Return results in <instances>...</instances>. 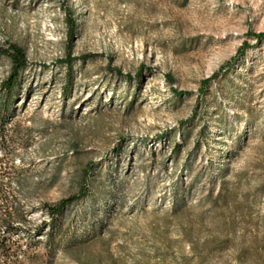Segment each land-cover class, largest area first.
I'll use <instances>...</instances> for the list:
<instances>
[{
    "label": "rangeland",
    "instance_id": "rangeland-1",
    "mask_svg": "<svg viewBox=\"0 0 264 264\" xmlns=\"http://www.w3.org/2000/svg\"><path fill=\"white\" fill-rule=\"evenodd\" d=\"M261 33L264 0H0V91L2 51L28 63L0 150L12 264H201L211 237L203 264H264ZM222 186L241 205L214 222Z\"/></svg>",
    "mask_w": 264,
    "mask_h": 264
},
{
    "label": "trees",
    "instance_id": "trees-1",
    "mask_svg": "<svg viewBox=\"0 0 264 264\" xmlns=\"http://www.w3.org/2000/svg\"><path fill=\"white\" fill-rule=\"evenodd\" d=\"M67 24L69 44L71 45L76 34L77 25L70 15ZM257 39L260 41L263 40L264 33L258 34ZM2 53L9 60L10 71L7 78L2 82L0 91V150L6 148L7 140L5 138V129L7 127V122L13 113L14 102L17 96V90L20 87L21 76L28 69V63L25 59L23 51L20 48L10 45L9 48L2 51ZM71 61V57H69V59L64 61L62 64H64L67 68H70ZM71 78L72 76L69 74L68 83L71 82ZM91 166L92 165H90V167ZM88 173H90V170H88ZM84 196L85 192H82L77 196L61 200L54 206H47L46 210L52 219L55 220V218L62 215L64 209L68 205L79 201ZM239 196L240 194L236 192V188L230 190L225 186H222L218 194L215 197L210 198L211 201L208 211L212 218H215L216 221L214 222H219L218 220H220L221 216L226 214L232 204L236 207L241 205L238 201ZM244 198H246V196ZM2 203L3 201L0 196V226H5L6 229H10L12 228L11 219L13 213L8 210L7 207H3ZM49 240L51 241V238ZM224 242L225 241L219 237L206 239L202 244L191 242L194 256L198 257L201 264L206 263L208 255H211L216 250L222 248L224 246ZM12 244L7 242L6 239H0V264H12L14 262Z\"/></svg>",
    "mask_w": 264,
    "mask_h": 264
}]
</instances>
